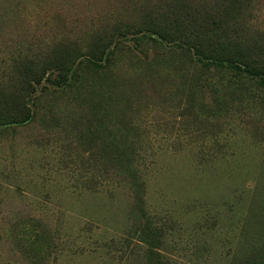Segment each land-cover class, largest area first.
Returning a JSON list of instances; mask_svg holds the SVG:
<instances>
[{
	"label": "rangeland",
	"instance_id": "rangeland-1",
	"mask_svg": "<svg viewBox=\"0 0 264 264\" xmlns=\"http://www.w3.org/2000/svg\"><path fill=\"white\" fill-rule=\"evenodd\" d=\"M194 1L223 14L219 0H0V264L264 261V90L163 62L152 30ZM243 8L234 36L264 61V0ZM68 68L81 92L56 85Z\"/></svg>",
	"mask_w": 264,
	"mask_h": 264
},
{
	"label": "trees",
	"instance_id": "trees-1",
	"mask_svg": "<svg viewBox=\"0 0 264 264\" xmlns=\"http://www.w3.org/2000/svg\"><path fill=\"white\" fill-rule=\"evenodd\" d=\"M251 1L219 0L218 4L223 14L215 16L197 9V3L194 1L191 13L189 15L184 14L185 18L181 17L182 12L177 13L178 10H173L169 15L166 13L161 16V19L152 25V30L154 34L160 37L161 41L169 44L164 57L162 56L163 62L169 63L174 57L177 62H180L192 56L190 63L195 67L202 70L230 72L240 80L254 81L260 89L264 90V61L259 57L262 49L245 42H238L240 39L234 36L237 29L235 30L234 22L230 18L231 14H229L239 4L244 5L243 10L247 9L250 7ZM182 5V7L191 6L188 3H183ZM185 12H188V10H185ZM228 24L234 29L231 27L227 28ZM157 43L159 44V42ZM111 53L106 54L104 65L98 64L97 66H106L110 60ZM89 62L94 64L92 60ZM146 65L151 66V63ZM74 73V69L68 68L67 75H65L66 78L63 82H59L56 85L61 88H68L72 86L70 81L73 77L75 78V87L78 92H81L82 89L80 88L86 83V77L82 78L78 74L75 76ZM181 79L184 85L187 82V87H200V85L190 82L188 76L181 75ZM54 83V81L51 82V84ZM148 259H151L149 261L150 264H168L164 256L153 251H151ZM255 264H264V261L257 260Z\"/></svg>",
	"mask_w": 264,
	"mask_h": 264
}]
</instances>
